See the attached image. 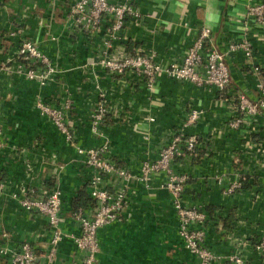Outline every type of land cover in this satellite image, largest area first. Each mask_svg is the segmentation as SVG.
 Wrapping results in <instances>:
<instances>
[{
	"label": "crops",
	"instance_id": "crops-1",
	"mask_svg": "<svg viewBox=\"0 0 264 264\" xmlns=\"http://www.w3.org/2000/svg\"><path fill=\"white\" fill-rule=\"evenodd\" d=\"M134 3L139 14L126 18L116 44L166 65L179 60L201 27H207V43L225 51L229 86L218 91L161 73L147 87L142 75L114 74L98 62L105 28L95 35L80 30L68 15L69 0H0V64L15 56L21 35L32 38L57 70L54 79L40 87L41 95L55 105L70 97L77 142L105 145L107 158L131 174L123 182L127 200L118 219L97 230L96 264H195L178 233L172 195L163 185L166 174L154 173L148 186L137 180L141 162L155 159L175 133L199 141L198 154L177 156L172 168L186 176L183 202L205 214L198 225L204 228V244L221 258L215 264H233L228 256L234 252L243 255L244 264H264V253L256 247L264 235V108L256 120L238 106V92L253 99L258 95L253 65L260 67L264 78V18L247 13V0ZM240 41L250 46V56L241 48L228 51L230 44ZM36 83L0 67V181L8 184L0 191V244L1 232L7 231L9 244L28 240L40 251L51 235L46 216L24 210L10 191L19 184L36 189L58 184L64 215L61 227L76 233L72 197L82 187L89 197L93 168L78 169L82 156L72 143L30 108ZM99 103L106 107V117L100 124L104 134L96 138L91 114ZM192 109L198 115L189 121ZM40 130L44 137L37 139ZM60 161L68 171L55 172ZM239 178L238 188L224 191ZM119 180L120 176H107L108 188ZM76 253L72 238L64 236L53 264H72ZM0 264H5L2 256ZM34 264L47 261L39 258Z\"/></svg>",
	"mask_w": 264,
	"mask_h": 264
},
{
	"label": "built area",
	"instance_id": "built-area-1",
	"mask_svg": "<svg viewBox=\"0 0 264 264\" xmlns=\"http://www.w3.org/2000/svg\"><path fill=\"white\" fill-rule=\"evenodd\" d=\"M135 0H69L68 15L78 28L86 34L95 35L105 28V38L98 51V62L109 72L121 74L130 71L133 74L143 76L147 87L154 85L157 76L161 73L179 81L192 82L196 85L214 86L217 90H223L230 84V70L225 61V51L217 46L207 43L210 29L201 27L199 33L188 45L179 60L161 65L151 55L139 51H127L124 45L116 44L121 39L125 20L130 15L137 16L139 10ZM247 13L258 20L264 18V0H247ZM11 32V34H13ZM19 34H22L19 31ZM18 53L26 60L30 76L32 73L39 76V81L44 84L54 79L56 68L50 62L49 57L37 46L36 42L27 36L21 35L18 44ZM241 48L246 56H250L251 48L245 41L230 44L228 51ZM255 74V86L258 95L255 99L245 92H238L239 109L249 118L256 119L264 108V78L261 69L257 65L252 66ZM71 100L57 105L56 124L62 133H67V140L74 139L69 106ZM48 106L42 102L40 112L48 113ZM197 110L192 109L188 120L197 117ZM92 129L103 135L100 128L101 122L106 117V107L99 103L91 114ZM153 117H151L152 119ZM71 130L73 133H71ZM198 138L193 135L183 136L175 133L166 145L160 148L158 156L144 162L142 167L143 177L149 180L155 172L163 171L166 174L165 187L172 195L174 210L178 217V233L183 239L184 246L195 257V264H215L220 262V256L204 244V228L198 223L204 219V212L196 206L183 202V189L186 176L175 172L172 168L174 159L180 155L194 157L198 154ZM2 140L0 138V147ZM89 153L88 161L92 165V173L88 179V192L90 203L84 207H78L71 211L72 219L77 223L79 230L76 233L65 232L61 227L64 215L61 211L62 192L58 184L52 187L38 188L31 184H19L10 191V197L31 214H44L51 228L48 245L44 250L37 251L28 240H22L12 245L9 244L8 232L2 231L3 242L0 244V256L5 259V264H34L39 258L46 259L47 264H53L57 247L64 236L72 238L76 249V260L72 264H96L99 241L97 230L100 226L118 219L121 209L125 204L126 192L124 183L130 179V173L123 166L107 158L106 147ZM120 176L118 185L113 189L108 188L107 176ZM7 182L0 181V191L7 187ZM241 185V178L233 181L225 187L229 193ZM197 224V225H195ZM256 247L264 253V235L258 241ZM228 259L233 264H244V257L240 252L229 254Z\"/></svg>",
	"mask_w": 264,
	"mask_h": 264
},
{
	"label": "rangeland",
	"instance_id": "rangeland-1",
	"mask_svg": "<svg viewBox=\"0 0 264 264\" xmlns=\"http://www.w3.org/2000/svg\"><path fill=\"white\" fill-rule=\"evenodd\" d=\"M19 42H20V39H19ZM24 60H26V59L21 54L18 53V48H17V50L15 51V56H13L11 59H8L7 61L5 60V61L1 62L0 67H3L5 69H7L10 73L14 74L18 78L32 79V80H35L37 82L35 84V86H38V87H36L37 90H35L33 92V98L31 100V104H30L31 107L30 108L32 110H34L35 112H37L39 114L38 115L39 117H41L42 119L45 118L46 120H48L52 125H54L58 129V126L56 124V121H58V114H56V108L58 106L55 105V104H53V103H50L49 102L50 100L44 98L41 95L40 87L42 85L46 84V83L42 84L39 81V76H37V75L35 76L34 73H32V76H30V71H28L27 65L24 63ZM96 86L98 87L99 84H97ZM69 99H71V98L68 97V96H64L63 97V103L65 101L69 100ZM42 102H43L44 105L48 106V108H49L48 113H42V112H40L41 109H42ZM71 106L72 105H70L69 108H71ZM71 118H73V117L69 113L68 119L70 121H71ZM73 127H75V126L72 123V130L74 132V139H72V140H67L68 138L66 137V135H67L66 132L65 133H62L59 129L58 130L62 133L63 137L65 138V140L67 142L72 143V146H74L75 149L77 150L76 152L80 156H82L81 157L82 158V160H81L82 163H79L78 164V169H80L81 166H85V165H89V166L92 167V165L88 161L89 153L91 152V150H94L95 151L97 147H98V149H100L102 144H98V145H94V146H89V145L86 146L84 144L78 143L77 142V137H76V132H75V129ZM72 130H71V133H73ZM92 132H93V134L95 135L96 138L101 137V134L100 133L98 134V133H96L94 131H92ZM43 133H45V132L40 130L38 132L37 139L38 138L41 139V136L44 137ZM146 161H150V159H145V160H143L141 162L140 173L137 174V180L143 182L145 184V186H148V185H150V179L149 180H146L143 177V170H142V167L144 165V162H146ZM59 163H60L59 164L60 167H57V169H56L55 172H59V168H60V172H61V170H65V168H66V171H68L67 164H65V162H61L60 161ZM125 199L127 200V194H126Z\"/></svg>",
	"mask_w": 264,
	"mask_h": 264
},
{
	"label": "trees",
	"instance_id": "trees-1",
	"mask_svg": "<svg viewBox=\"0 0 264 264\" xmlns=\"http://www.w3.org/2000/svg\"><path fill=\"white\" fill-rule=\"evenodd\" d=\"M242 182V180H241ZM89 197H86L85 189L82 187L77 194L72 197L71 205L72 210L77 209L78 207H81L86 204V201L89 200Z\"/></svg>",
	"mask_w": 264,
	"mask_h": 264
}]
</instances>
